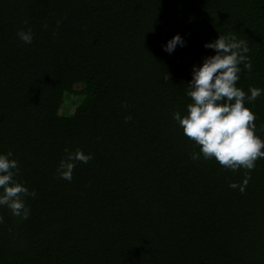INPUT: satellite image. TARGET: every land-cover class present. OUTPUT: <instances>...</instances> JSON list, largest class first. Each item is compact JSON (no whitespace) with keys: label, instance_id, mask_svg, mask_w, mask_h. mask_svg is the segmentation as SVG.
<instances>
[{"label":"trees","instance_id":"obj_1","mask_svg":"<svg viewBox=\"0 0 264 264\" xmlns=\"http://www.w3.org/2000/svg\"><path fill=\"white\" fill-rule=\"evenodd\" d=\"M220 34L264 89V0H0V153L36 193L27 219L0 206V264H264V158L233 189L248 170L193 160L173 118ZM245 106L264 139V95ZM66 149L92 154L71 181Z\"/></svg>","mask_w":264,"mask_h":264},{"label":"clouds","instance_id":"obj_2","mask_svg":"<svg viewBox=\"0 0 264 264\" xmlns=\"http://www.w3.org/2000/svg\"><path fill=\"white\" fill-rule=\"evenodd\" d=\"M17 35L25 44L33 41L31 30H21ZM184 44L183 37L176 34L164 49L172 53L178 45L182 47ZM204 47L214 50L215 54L205 57L202 65L193 66L186 92L192 102L187 105L184 115L177 111L173 118L183 129V134L199 146V152L191 154L193 160L200 159L202 155L204 159L214 158L233 171L240 168L248 170L242 183L229 185L243 192L257 159L264 158V139L255 134V115L245 104L264 95V89L250 87L246 93L237 87L240 66L249 70L252 67L244 40L220 34L217 39L206 42ZM66 152L57 172L60 178L71 181L76 163H88L92 154L79 149L75 152L66 149ZM12 157V152L0 153V206H6L13 215L27 219L31 210L25 198L35 197L36 193L15 179L19 168L18 161ZM2 222L3 216H0Z\"/></svg>","mask_w":264,"mask_h":264},{"label":"rangeland","instance_id":"obj_3","mask_svg":"<svg viewBox=\"0 0 264 264\" xmlns=\"http://www.w3.org/2000/svg\"><path fill=\"white\" fill-rule=\"evenodd\" d=\"M63 110L71 111L72 110V105L69 102H67L64 105Z\"/></svg>","mask_w":264,"mask_h":264}]
</instances>
